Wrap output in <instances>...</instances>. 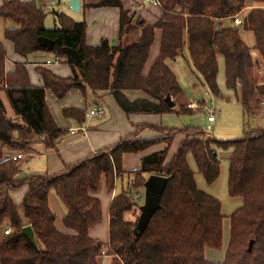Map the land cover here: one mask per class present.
I'll use <instances>...</instances> for the list:
<instances>
[{"label": "trees", "instance_id": "1", "mask_svg": "<svg viewBox=\"0 0 264 264\" xmlns=\"http://www.w3.org/2000/svg\"><path fill=\"white\" fill-rule=\"evenodd\" d=\"M252 1L254 7L246 8L249 0H158L163 12L151 26L130 15L120 0L89 2L90 7L119 8L120 19L118 45L88 46L85 21L54 12L57 26L46 28V13L36 0H0V19L12 24L5 27L3 39L14 45L16 53L28 58L37 52H57L67 63L62 49L72 48L81 58L79 64H69L71 77H59L37 67L43 79V86L38 87L30 83L22 63L5 72L6 51L0 42V92H5L18 116L17 120L8 118L0 98V264H98L104 245L89 235V229L102 220L96 194L103 180L106 190L112 192L117 178L124 174L134 176L131 193L121 190L108 209L106 254L111 264H215L206 259L205 249L220 250L223 246L222 206L197 187L188 157L192 156L206 183L213 184L220 174L219 149H232L227 189L230 197L242 200L229 216L230 237L221 264H264V127L246 126L242 137L225 141L202 130L144 123L135 127L133 135L53 175L20 178L19 160L9 158L35 142L55 148L67 133L50 112L47 90L57 98L73 89L112 95L126 114H192L194 110L186 106L176 76L165 63L184 51L190 66L216 97L221 95L217 75L222 57L226 88L238 96L245 118L255 119L261 111L264 114V0ZM237 14L242 19L239 27L223 24ZM240 30L253 34V49L244 42ZM156 31L161 32L160 54L146 70ZM45 39L54 43L52 51L43 44ZM133 92L143 96L131 99L128 94ZM167 96L178 110L168 106ZM63 114L79 124L86 122L83 110L65 108ZM146 129L159 135L138 137ZM179 134L183 137L167 160ZM159 144L164 145L143 157L138 170H123L125 154L141 153ZM150 174L166 176L168 181L161 208L136 238L133 229L139 204L135 198ZM24 187L27 191L17 204L13 194ZM52 191L66 209L65 231L55 227L48 201ZM27 225L33 228L35 246L22 233ZM8 228L10 232L5 234Z\"/></svg>", "mask_w": 264, "mask_h": 264}, {"label": "crops", "instance_id": "2", "mask_svg": "<svg viewBox=\"0 0 264 264\" xmlns=\"http://www.w3.org/2000/svg\"><path fill=\"white\" fill-rule=\"evenodd\" d=\"M57 4L60 0H54ZM66 0L65 5L67 6ZM81 11L79 13L73 12L68 6L64 12L76 21H85L86 34L85 42L88 46H99L101 44H108L115 46L119 44V8L114 6H99L90 7L89 2L96 3L97 0H80ZM124 4V8L129 10L130 15L134 18H140L144 21L145 26L154 25L161 16V10L157 6H154L145 0H120ZM249 8L254 7L252 0H249ZM160 41L161 32L156 31L155 40L151 47L150 56L146 64V70H149L154 61L160 54ZM1 44L4 45L6 51L5 72L9 73L14 70L16 63H22L27 68L29 74L30 83L33 86L42 87L43 79L37 72V67H42L50 70L59 77H71L72 70L70 66H63V62L54 65H45V61L50 58L52 52H37L31 54L28 58L21 56L14 50V45L8 41L1 39ZM46 54L48 56H46ZM188 54V52H187ZM256 56L255 53H253ZM189 58V55H188ZM176 60V59H175ZM168 66V61H165ZM57 66V67H54ZM169 68V66H168ZM170 69V68H169ZM174 74V73H173ZM175 75V74H174ZM129 97V94H128ZM0 98L6 109V116L11 119H18L15 116L10 101L4 91L0 92ZM130 98V97H129ZM136 98V97H134ZM133 99V98H131ZM46 102L50 109V112L57 123L58 127L67 130V133L63 135L57 142L55 148L47 149L42 142H36L31 145L28 150L20 151L23 154V158L19 160V164L22 165V172L31 169L33 174H47L53 175L62 172L67 166L78 162L91 154L98 151H103L106 148L112 146L122 138L131 136L135 132V127L140 124H151L148 121L143 120L144 115L149 114H126L117 105L112 95H103L100 93H93L92 91L85 89L81 91L79 89H73L69 91L63 98H57L50 90L46 91ZM104 115L102 117H90L86 116V122L79 124L75 119L66 118L63 114L65 108H74L77 110H83L87 113L90 109H93L96 105L103 106ZM176 107V104H175ZM175 107H173L175 109ZM152 114V113H151ZM137 115L140 119L133 118ZM136 119L138 121H133ZM160 127V126H159ZM149 130V129H146ZM138 135L141 137V134ZM158 136V135H156ZM155 137V136H152ZM151 137V138H152ZM149 138V137H148ZM181 141V140H180ZM179 143V142H178ZM178 145V144H177ZM175 143L171 149V154L177 149ZM159 146H153L141 153L125 154L123 156V170L133 171L138 170L141 167L143 157L157 151ZM14 154V153H13ZM12 155V154H11ZM25 166V168H24ZM24 169V171H23ZM27 175V176H29ZM119 180V179H118ZM116 181L115 187L112 192H108L105 188L104 180L102 181L101 188L97 192V197L101 201L102 207V220L97 225L89 229V235L95 240L103 243L106 248L109 240V205L111 200L124 188L127 182L120 180ZM119 189V190H118ZM117 190V191H116ZM27 188L24 187L21 190L13 194L14 200L17 204H20L23 196L25 195ZM104 192V193H103ZM142 194V193H141ZM138 196H141L140 193ZM52 191L49 195V207L55 215V227L59 231H65L64 226L56 224L57 218L60 216V220L63 223V217L66 214V209L59 204V198ZM63 225V224H62ZM230 228V224H229ZM230 237V232H229ZM229 243V241H228ZM228 246V244H227ZM226 246V248H227ZM223 248V247H222ZM225 248V251H226ZM210 249V248H206ZM205 249V250H206ZM214 250V249H212ZM224 251V255H225ZM206 257V256H205ZM207 259V258H206ZM224 259V258H223ZM221 260V262L223 261ZM211 261V260H209ZM98 264H111V257L106 254V249H103L102 255L98 258Z\"/></svg>", "mask_w": 264, "mask_h": 264}, {"label": "rangeland", "instance_id": "3", "mask_svg": "<svg viewBox=\"0 0 264 264\" xmlns=\"http://www.w3.org/2000/svg\"><path fill=\"white\" fill-rule=\"evenodd\" d=\"M65 3H66V0H60L57 4L46 5L42 7L37 2V4H39L43 8L44 12L46 13V16L44 19V25L46 28H53L57 26L56 16L54 12L66 13L64 12L67 8ZM121 3L123 4L122 1ZM123 7H124V4H123ZM157 7L160 8L161 13H162L163 8L160 3ZM249 7L250 6L248 4L246 8H249ZM222 22L223 24H225V26H230V25L233 26L232 21L230 19L223 20ZM10 24L11 23L9 21L0 19L1 39L3 38V31L5 27L9 28ZM240 35L242 39L244 40V42L247 44V46L253 49V46H254L253 34L248 31L240 30ZM252 52L256 54L254 50H252ZM46 56L48 55L46 54ZM167 61H168V66L170 70L176 76L178 84L182 90L184 99L187 101L186 106L190 108L188 106V102L193 101L195 103H198L199 107L192 108L194 110L192 114H180L177 112L165 113V114L153 113L149 115H144L143 120H140V121H148V123H151V125L153 126H160V127L167 128V129L193 128L197 130H202L209 137L213 136L216 139L225 140V141L235 140L237 138L242 137L243 131L246 128V126H249L250 128L264 127V114L262 113V111L260 112V114H258V116L255 119H250V120L246 119L243 107L241 105V102L238 96L234 93V91L226 88L225 63L222 57H219L218 59L219 70H218V75H217V82H218V86H219L220 94H221L218 97L213 96L210 93L209 89L205 85L202 78L193 69V67L190 66L187 51H184L183 55L179 56L176 60L169 59ZM63 66L67 67L69 66V64L64 62ZM54 67H57V66H54ZM138 96H143V95L140 92L129 93L130 98L134 99V97H138ZM102 105L103 106L101 107L104 108L105 107L104 104ZM117 105L121 109L118 103ZM208 109H212L214 111L215 119L213 122L208 121ZM262 109H264V101L262 102ZM175 110H178L177 107H175ZM131 114H141V113H131ZM142 114H146V113H142ZM138 116L140 115H137L133 118L140 119ZM91 118L93 117H90V120ZM136 119H133V121H138ZM164 134L169 137L173 136L171 132H168V133L165 132ZM156 135H159V133L156 131L144 130L140 138H148V137L151 138L152 136H156ZM182 137H183L182 134L181 135L179 134L175 137V147L178 144V142L182 139ZM159 145H155V146H159ZM163 145H161V147H163ZM231 152H232V149L217 150L218 159L220 163V174H219L218 179L213 184L206 183L203 176L197 171V168L195 166L192 156L190 155L188 157V162H189L191 169L194 172V177H195L197 187L204 193L216 198L221 203V206H222L221 212H222V215L224 216L223 246H222L223 248H221L220 250H212V249L205 250V256L207 260H211L215 264H221V260L224 258L225 248L229 241V232H230L229 216L235 209H237L238 207L242 205V200L240 198H232L228 194L227 182H228V174H229V157H230ZM171 156L172 154L170 152L168 154L167 160H169ZM20 167L22 168V165H20ZM25 171H29V172H22V173L20 172L19 174L20 178H24L25 176L29 175L32 172L31 169H28ZM148 176L146 175V179ZM117 180H118L119 185L121 183L120 180L127 182L124 188H122V190L129 191V187H130V184H132L134 180V176L129 175V174H124L120 178H117ZM115 189L117 188L115 187ZM129 193H131V191H129ZM138 193H140L142 197L141 201H137L139 194H137L135 198L137 201L136 203L139 204L136 210V214L139 217V214H140L139 206L144 201L143 186L142 188H140V191ZM54 194L56 195L55 192ZM116 194H118V192ZM59 204L60 205L62 204L60 200H59ZM61 207L64 208L62 205ZM56 224H59V226L60 225L64 226L62 225L63 223L60 220V216L57 218ZM103 249H106V248H103Z\"/></svg>", "mask_w": 264, "mask_h": 264}, {"label": "water", "instance_id": "4", "mask_svg": "<svg viewBox=\"0 0 264 264\" xmlns=\"http://www.w3.org/2000/svg\"><path fill=\"white\" fill-rule=\"evenodd\" d=\"M67 6L75 13H79L81 11L80 0H70L67 2ZM43 44L49 49V51L54 49V43L48 39L43 40ZM62 52L65 55L68 64H79L81 62V58L77 50L72 48H63ZM165 101L170 108L175 107V102L170 96H167ZM167 181L168 178L166 176L158 174H151L145 180L143 184L144 201L139 206L140 214L133 229V234L136 238L143 234L154 214L161 208V200ZM22 233L34 246L36 245L34 231L30 225L23 227ZM252 246L253 242H250L249 249H251Z\"/></svg>", "mask_w": 264, "mask_h": 264}, {"label": "built area", "instance_id": "5", "mask_svg": "<svg viewBox=\"0 0 264 264\" xmlns=\"http://www.w3.org/2000/svg\"><path fill=\"white\" fill-rule=\"evenodd\" d=\"M42 7L46 6V5H54L55 1L54 0H36ZM145 2H148L154 6H158L159 2L158 0H145ZM249 4V3H248ZM242 24V19L239 15H236L233 17L232 19V25L235 27H239ZM62 62V57L59 53L57 52H52L50 55V58H48L45 61V65H54V64H60ZM188 106L190 108H198L199 104L195 103V102H188ZM104 115V109L103 107L97 105L96 107H94L93 109H90L89 111H87L86 116L87 117H102ZM215 119L214 117V111L212 109H208V121L209 122H213ZM11 160H20L23 158V154L22 153H15L13 155H11L9 157ZM142 197L139 196L137 198V201H141ZM10 232V229H6L4 231L5 234H8Z\"/></svg>", "mask_w": 264, "mask_h": 264}]
</instances>
